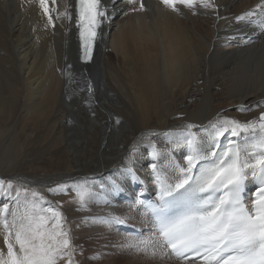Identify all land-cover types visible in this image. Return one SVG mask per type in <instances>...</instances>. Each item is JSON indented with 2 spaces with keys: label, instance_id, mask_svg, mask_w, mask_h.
<instances>
[{
  "label": "bare ground",
  "instance_id": "1",
  "mask_svg": "<svg viewBox=\"0 0 264 264\" xmlns=\"http://www.w3.org/2000/svg\"><path fill=\"white\" fill-rule=\"evenodd\" d=\"M143 2L145 10L134 12L126 0H103L108 19L92 63L83 64L76 0H49L53 23L39 0H0V181L5 189V178L12 184L0 191V210L7 206L3 215L11 220L33 199L56 210L72 247L86 245L88 257L111 252L103 246L109 234L139 239L123 233V223L115 227L114 216L153 235L136 193L159 196L162 184L174 187L192 176L180 172L188 168L189 132L199 140L196 165L214 151L213 123L257 122L264 111V0H215L213 8L194 10L180 5L179 13L160 0ZM66 7L71 21L61 15ZM249 11L254 15L236 19ZM239 138L241 146L255 143ZM7 150L9 167L2 156ZM74 184L90 190L83 207L61 203L76 196ZM25 186L38 196L25 194ZM4 234L0 226L6 256ZM156 242L167 264H205L176 259ZM76 255L73 264H79Z\"/></svg>",
  "mask_w": 264,
  "mask_h": 264
},
{
  "label": "snow or ice",
  "instance_id": "2",
  "mask_svg": "<svg viewBox=\"0 0 264 264\" xmlns=\"http://www.w3.org/2000/svg\"><path fill=\"white\" fill-rule=\"evenodd\" d=\"M52 2L55 3V0ZM126 3L132 6L131 11L145 10L143 0H126ZM160 3L177 13L180 12V5L193 10L198 6L205 9L214 7V0H160ZM48 4L49 0H39L44 14L49 17V23H53ZM76 4L81 59L87 62L92 57L95 41L99 37L98 29L108 19V12L102 0H76ZM61 15L69 21L72 19L67 7ZM253 15L254 13L249 11L236 19L243 21ZM260 26L264 27V23ZM191 127L192 125H188L189 129ZM211 127L216 136L230 131L232 137L251 136L255 138V143L241 146L235 141H230L232 146L221 153L211 165L201 170L194 187L189 185L191 177L185 175L174 187L162 184L159 198L163 201L173 192L185 188V185H189L194 192L223 187L226 189L224 196L218 203L213 204L210 210L189 212L171 220L158 219L156 231L152 236L139 241L129 240L121 247L147 252L156 246L155 241L159 239L177 257L195 251L205 264H264V188L258 194L251 211L241 203L239 196L240 186L246 175L245 169L251 168L253 177L259 173L261 181L264 182V113L258 122L225 119L213 123ZM184 145L189 150L186 157L188 168H181V173L191 172L196 160L201 158L199 140L195 134L189 132L184 138ZM152 154L154 157L157 155L154 147ZM211 155L215 157L216 153ZM253 156L255 163H249ZM152 167L155 171L156 165L153 164ZM129 171L131 172V169ZM67 187L60 185L59 191L62 192ZM11 189V182L5 189L4 182L0 181V191L7 193ZM71 190L75 192L80 206L83 207L90 196L86 184H74ZM50 191L55 193L57 189ZM32 196L35 198L38 194L33 192ZM39 199L43 200V197ZM137 203L142 201L137 200ZM7 211V206L0 210V226L5 233L3 241L7 249L6 256L0 251V264H59L62 260L65 264H73L74 248L68 231L60 222L62 217L59 212L50 207L42 208L35 199L26 204L22 211L12 214L11 220L3 215ZM111 221L124 223L120 217L115 216ZM100 222L110 223L108 219H102ZM152 254L155 255V252Z\"/></svg>",
  "mask_w": 264,
  "mask_h": 264
},
{
  "label": "rangeland",
  "instance_id": "3",
  "mask_svg": "<svg viewBox=\"0 0 264 264\" xmlns=\"http://www.w3.org/2000/svg\"><path fill=\"white\" fill-rule=\"evenodd\" d=\"M229 46H223V48H228ZM25 105L23 103H21V107H24ZM26 107V106H25ZM10 150V149H8ZM4 151L2 153L3 158L5 159V167H9L12 163L13 160L11 159V151ZM9 162L7 165L6 163ZM4 181L6 183H9L10 181L5 178ZM61 185H68V182H64ZM29 187L25 186L24 189L26 190L25 194L27 193L28 195H30L31 197H33L29 192L33 191L32 189H28ZM78 202V199L76 196H69V198H65L61 200V203H63L65 206H73L76 205ZM70 223L74 224L73 221H70ZM116 224H114V226L116 227ZM141 239H144L143 237L139 238L136 240V238L134 239L133 237L129 238L126 236H122V235H118V234H109L107 236H105L104 240H103V246L106 248L111 249V252L106 256H99V255H95L94 257H88L85 251L86 250V245L84 244H80L77 246H74V251L77 252L78 255H76V261L79 264H85V263H90V264H102L104 263L106 260H114V261H124L125 264H129L128 262H131L133 260L137 261L136 264H167V257L166 254H163L164 256L160 258H158V251L154 250V248H150L147 252L144 251H137L135 248H126V247H121V245L127 243L129 240H134V241H139ZM81 248V250H79ZM157 251V252H156ZM153 252H155L156 254L154 256H152ZM84 254V255H83ZM150 254V255H148ZM86 255V256H85ZM157 255V256H156ZM99 256V257H98ZM151 256V257H150ZM157 257V258H154ZM153 259V261H152ZM151 260V261H150ZM165 260V262L163 261ZM172 263V262H171ZM60 264H65V263H61Z\"/></svg>",
  "mask_w": 264,
  "mask_h": 264
}]
</instances>
